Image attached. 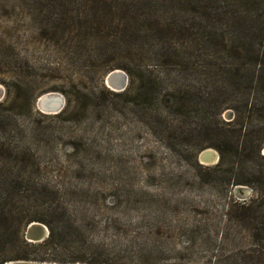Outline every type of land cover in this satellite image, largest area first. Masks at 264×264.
<instances>
[{
  "label": "rangeland",
  "instance_id": "1",
  "mask_svg": "<svg viewBox=\"0 0 264 264\" xmlns=\"http://www.w3.org/2000/svg\"><path fill=\"white\" fill-rule=\"evenodd\" d=\"M146 1L0 0V178L14 213L55 231L9 257L264 264V69L244 52L263 44H224L240 50L230 90L228 75L195 65L204 43L190 32L139 30L143 14L158 26L189 18L191 0L158 12ZM206 2L264 21V0ZM113 70L126 75L121 92L104 84ZM47 93L63 98L56 114L36 106ZM206 149L216 164L199 162Z\"/></svg>",
  "mask_w": 264,
  "mask_h": 264
},
{
  "label": "trees",
  "instance_id": "2",
  "mask_svg": "<svg viewBox=\"0 0 264 264\" xmlns=\"http://www.w3.org/2000/svg\"><path fill=\"white\" fill-rule=\"evenodd\" d=\"M61 1V0H58ZM163 1L166 4L170 0H151L146 1L148 11L154 10L156 12L160 11L161 5L157 2ZM207 0H191L193 5L189 12V18L178 19L175 22L168 21L161 26H158L156 19H150L147 17L148 14H143V17L139 24V30L143 31L145 34L151 32H169L174 31L177 33H187L190 32L191 36L196 37L195 40L204 43L203 51L200 50L196 60L198 61L195 65H206V70L210 72H221L224 75H228L233 84L229 85V89L233 88L236 77L234 73L236 70V58L238 48L236 46L228 45L224 46L227 42L231 41H243L246 38L245 34H251L252 37L256 36L257 39L261 40L263 45H260L256 50L252 43L248 44V50L245 55H251L253 57V64L260 66L259 68L264 69V21L260 20V15L253 12L243 13L240 16L234 14L229 10V7L213 8L209 6ZM87 2L93 4H122V5H136L139 0H87ZM206 2V3H205ZM228 6H231L229 2ZM190 8V6H189ZM193 33V34H192ZM223 46V50L226 52L217 51L218 47ZM227 48V49H226ZM130 74L131 72L127 71ZM254 86L258 90L264 91V76L256 78ZM223 104L217 108V115ZM216 110V109H215ZM200 146V145H199ZM205 147H212L211 145L203 144ZM201 146V147H202ZM264 146V141L257 142L255 149V156L258 159H263L260 155V149ZM200 147V148H201ZM222 152L220 151V155ZM0 178V264H4L7 261H18L27 260L26 254H18L17 256L9 257L10 247H17L18 245L23 248L31 247L23 238V232L26 226L33 220L32 218L23 215L22 213H14L15 208L12 204L15 198L9 195L7 192L5 182L2 183ZM14 200V201H13ZM36 222L44 224L48 227L49 235L48 238L42 242L41 245L45 244L48 239H52L55 236V231L43 220L35 219ZM50 228V229H49ZM16 245V246H15ZM19 248V247H17Z\"/></svg>",
  "mask_w": 264,
  "mask_h": 264
},
{
  "label": "water",
  "instance_id": "3",
  "mask_svg": "<svg viewBox=\"0 0 264 264\" xmlns=\"http://www.w3.org/2000/svg\"><path fill=\"white\" fill-rule=\"evenodd\" d=\"M104 84L107 88L114 92H121L126 87V75L124 72L120 70H113L109 72L105 79ZM1 94V88H0ZM1 97V96H0ZM63 98L61 95L54 93V94H44L37 99L36 106L38 110L45 114L44 111H48L51 113H58L63 107ZM230 113V112H226ZM262 154L264 156V147L262 149ZM219 157L218 154L211 150L206 149L200 152L198 155V160L200 163L205 165H214L217 163ZM49 234L47 227L38 223V222H31L25 228L24 239L28 243H41L44 241ZM4 264H59V263H48V262H36V261H9Z\"/></svg>",
  "mask_w": 264,
  "mask_h": 264
},
{
  "label": "bare ground",
  "instance_id": "4",
  "mask_svg": "<svg viewBox=\"0 0 264 264\" xmlns=\"http://www.w3.org/2000/svg\"><path fill=\"white\" fill-rule=\"evenodd\" d=\"M47 94H49V93H47ZM50 94H54V93H50ZM47 114H50L51 112H48V111H45Z\"/></svg>",
  "mask_w": 264,
  "mask_h": 264
},
{
  "label": "flooded vegetation",
  "instance_id": "5",
  "mask_svg": "<svg viewBox=\"0 0 264 264\" xmlns=\"http://www.w3.org/2000/svg\"><path fill=\"white\" fill-rule=\"evenodd\" d=\"M50 94V93H49Z\"/></svg>",
  "mask_w": 264,
  "mask_h": 264
}]
</instances>
